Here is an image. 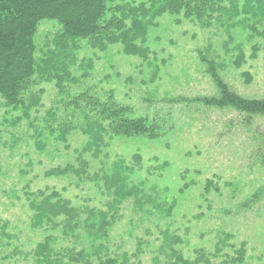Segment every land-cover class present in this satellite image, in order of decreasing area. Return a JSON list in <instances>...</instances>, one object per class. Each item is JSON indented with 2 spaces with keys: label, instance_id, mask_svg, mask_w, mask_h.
I'll list each match as a JSON object with an SVG mask.
<instances>
[{
  "label": "rangeland",
  "instance_id": "374dc122",
  "mask_svg": "<svg viewBox=\"0 0 264 264\" xmlns=\"http://www.w3.org/2000/svg\"><path fill=\"white\" fill-rule=\"evenodd\" d=\"M244 1L239 0L241 5ZM147 8L153 9L152 4L147 3ZM216 21L201 28L183 16L151 17L148 36L141 43L150 49L147 61L126 55L121 44L102 52L85 40L78 42L77 66L84 61L94 66L87 84L113 89L117 100L131 107L133 117L155 119L161 129L157 138L118 137L97 154L78 129L69 137V148L47 137V148L40 152L26 121H19L20 114L7 108L0 96V218L8 222L13 235L9 245L7 240L0 244V264H34L28 254L45 237L32 226L33 211L24 189L58 191L78 209H105L110 197L91 177L102 175L114 187L116 167L133 165V155H141L143 170L127 171L125 188L137 187L140 204L133 196L122 205L121 219L102 242L111 256L128 251L138 253L132 262L168 264L172 251L193 258L195 250L212 252L221 241L237 247L246 243L247 262L264 264V114L209 103L222 93L198 54L202 50L220 59L225 66L219 67V74L232 91L247 99H264V38L250 28L257 25L263 30L264 15L257 12L241 24L232 19L224 24ZM61 29L56 20L40 22L37 58L44 56L48 41L53 47ZM255 46L259 51L253 58ZM242 53L241 66L235 67L233 62ZM41 88L45 91L38 113L42 118L60 106L61 97L53 83H41L35 90ZM81 121L76 117L75 124ZM166 162L168 167L162 170ZM67 164L86 166L88 179L78 186L73 175L46 176L52 168ZM208 180L214 181L209 188ZM106 191L113 193L108 185ZM59 227L50 231L58 246H73L74 240L64 238ZM75 245L81 247L79 242Z\"/></svg>",
  "mask_w": 264,
  "mask_h": 264
},
{
  "label": "trees",
  "instance_id": "16d2710c",
  "mask_svg": "<svg viewBox=\"0 0 264 264\" xmlns=\"http://www.w3.org/2000/svg\"><path fill=\"white\" fill-rule=\"evenodd\" d=\"M147 3H151L153 9L147 8ZM257 12L264 15V0H245L243 5L239 0H146L140 4L128 0H0V96L7 108L20 114L19 121H26L40 152L47 148V137L69 148V137L78 129L87 136L90 149L97 154L118 137L145 135L157 138L161 129L155 119L133 117L131 107L118 101L113 89L105 90L87 84L94 66L92 61H84L77 66L74 52L81 49L78 42L85 40L91 48L102 52L121 44L126 55L147 61L150 49L141 43L148 36L151 17L163 14L183 16L201 28H210L214 20L219 24H224L228 19L239 20L238 24H241L245 17H255ZM216 13L219 15L215 16ZM43 19L58 21L62 29L52 40L53 47L49 46L48 41L44 56L37 58L35 36ZM250 28L253 34L264 38V29L260 31L257 25ZM258 51L259 47L255 46L253 58ZM198 54L222 93L221 98L208 100L209 103L232 105L249 113L264 114V99H247L230 89L219 74V67L225 66L220 59L209 57L202 50ZM243 57L242 53L233 62L235 67L241 66ZM248 78H252L250 74ZM44 82L55 85L61 100L58 102L60 106L49 109L41 118L38 113L45 91L35 88ZM69 110H72L71 114L66 112ZM76 117L82 119L78 125L75 124ZM133 158V165L116 167V177L111 180L115 181L114 187L109 186V179L102 175L91 177L99 190L110 197L105 209H78L58 191L24 189L25 199L33 211L32 226L45 233L43 241L28 254L32 255L34 264H142L140 261L132 262L138 253L130 255L125 251L120 256H111L107 246L102 243L108 239L110 229L121 219L118 213L122 205L133 196L140 204L137 187L125 188L127 171L143 170L141 155H133ZM167 167L166 162L161 169ZM86 168L67 164L52 168L46 172V176L64 178L73 175L72 180L80 186L88 179ZM213 183L208 180L207 187ZM107 185L109 190H113L110 195L106 191ZM122 189L127 191L123 192ZM58 219L62 221L57 222ZM60 224L63 237L73 239V246H58V239L50 233L60 228ZM8 228V222L0 218V244L7 240L9 245L13 239ZM86 239L90 242L88 247ZM76 242L81 247L78 248ZM225 244L219 241L212 252L197 249L193 258L172 251L168 264H249L246 243L239 247ZM226 248L233 253H225Z\"/></svg>",
  "mask_w": 264,
  "mask_h": 264
}]
</instances>
